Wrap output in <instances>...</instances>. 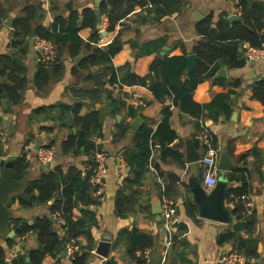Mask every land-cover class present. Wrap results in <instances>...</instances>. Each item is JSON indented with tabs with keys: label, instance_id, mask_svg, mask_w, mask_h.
<instances>
[{
	"label": "crops",
	"instance_id": "0c3cea01",
	"mask_svg": "<svg viewBox=\"0 0 264 264\" xmlns=\"http://www.w3.org/2000/svg\"><path fill=\"white\" fill-rule=\"evenodd\" d=\"M179 1L180 8L166 15L157 13L151 3L146 7L137 4L125 19L116 24L114 30H105L102 39L94 44L106 49L115 38H120L122 42L112 58L119 86L107 87L113 90V98L123 102L120 109L109 98V92L97 85V71H102V66H78L91 50L83 49L77 55L82 56L79 62L76 61L77 56L63 51L61 69L52 74L45 87L39 88L36 75L40 63L33 43L36 35L34 38L29 36L28 51L21 59L20 77L26 79L24 87L18 90L19 94L9 93L0 101V151L6 160L24 157L29 165L30 179L38 178L55 167H60L64 173L71 171L84 175L90 167L92 155L83 147L64 150V143L78 129L73 111L68 109L81 103L79 115L102 112V128L92 134L91 139L102 146L107 156L105 192L100 199L91 190L81 192L83 197L78 199L73 210L75 219L83 216V209L96 212L98 224L91 228L94 248L86 264H104L110 258L118 264H133L126 253L121 232L134 229L154 236L155 253L162 258L165 241L160 222L163 223V218L161 221L157 219L154 206L158 205V201L162 204L165 186L169 188V198L177 203L180 220L165 264H220L219 259L232 252L240 239L249 249H255L256 254L250 261L264 264V103L252 94L253 84L264 79V58L246 61L240 68L212 66L193 91L194 101L206 105L219 95L228 94L232 104L229 112L216 107L205 108L200 116L191 115L174 105V94L159 98L149 85L137 80L129 81L125 76L127 69L124 66L131 62L130 71L147 77L149 83L155 59L195 53L194 48L202 39L197 31L202 20L212 16V27L216 28L222 20L232 23L230 15L237 14L238 20L241 18L235 0ZM33 2L40 3L38 17L32 21L34 30L37 26H50L55 16L67 17L73 10L82 12L84 8L96 7V0H0V63L2 57H14L20 53L13 45L14 28L6 24L9 15H13L14 25ZM198 13L203 15L200 20L195 19L201 17ZM99 27L101 29V23ZM83 38L89 42L88 38ZM223 67L227 70L226 77L218 74ZM10 71L7 68L5 73H0V83L12 85ZM185 73L188 74L186 69ZM235 82L239 84L235 85ZM63 106L68 109L63 111ZM167 109L171 112L169 124L176 138L163 146L158 128L166 117ZM139 116L142 118L138 122L139 129L132 130L130 123ZM67 118L72 119L76 131L64 123ZM142 130L150 136L149 159L144 170L135 163L136 157L145 149L139 139ZM204 134L210 136L212 144L219 150L218 166L223 152H227L229 162L233 164L225 180L226 204L233 208L239 199L247 202L248 196L253 198V206L247 210V215L254 218L253 229L249 231L235 227L239 221L244 223L245 219H239L233 209L230 214L235 220L228 223L202 217L189 195L190 187L195 183H200L208 193L213 190L207 189L202 182L200 162L188 163L186 159L190 143L201 155L204 153L205 147L201 142ZM52 146L55 148L54 161L44 169L37 159V150ZM167 146L178 151L182 160L166 153ZM129 160H132V165ZM222 174L220 171L217 183L221 181ZM237 176L244 177L245 181ZM25 185L9 198L7 206L12 213L11 219L16 217L32 222L47 212V206L23 208L17 194L23 191ZM243 185L247 186L249 193L242 198L236 197L235 203L232 202L230 191ZM65 190L80 194L78 187L70 181L68 185H62L59 195ZM119 195L128 201L122 211L117 207ZM95 199L98 205L94 203ZM229 233H234V237L229 236L230 239L220 242L221 236ZM5 238L9 237L0 235V245ZM81 242L86 244V238H81ZM20 243L8 252L9 260L23 251V247L38 246L32 236L26 239L24 246ZM55 261L53 256L48 255L42 264H54ZM62 263L72 264V261L68 255L62 256Z\"/></svg>",
	"mask_w": 264,
	"mask_h": 264
},
{
	"label": "trees",
	"instance_id": "16d2710c",
	"mask_svg": "<svg viewBox=\"0 0 264 264\" xmlns=\"http://www.w3.org/2000/svg\"><path fill=\"white\" fill-rule=\"evenodd\" d=\"M241 11V18L238 21L230 23L228 20H222L217 27H212V16L202 20L199 23L197 31L202 35V39L194 48V52L198 55L195 68L185 73L187 66L186 55L165 57L164 59H155L151 65V79L147 82V77H140L130 71L131 62H127L124 67L127 71L125 76L129 81L137 80L144 85H149L157 97L163 98L167 94H174V105L179 106L183 111L194 116H200L205 108H218L220 111L229 112L231 101L227 94L219 95L213 102L200 105L196 103L192 97L193 91L197 85L204 79L206 73L212 66H227L229 68L243 67L247 61L246 48L244 45L248 43L253 47H260L264 41V1L260 0H235ZM155 5V11L159 14H171L177 11L181 2L179 0H103L99 5V10L87 7L82 12L73 10L67 17L55 16L50 26L35 27V35L41 39L52 41L56 47L57 59L50 63H40L39 71L36 75V84L39 88H43L48 84L52 74L59 71L62 66L63 51L69 52L72 56H77L83 49L91 50L86 60L79 63L78 66L85 67L87 65H100L102 71H97L99 88L107 90L109 98L120 109L123 102L120 99L113 98V90L107 87L116 88L119 86L117 69L112 63L113 56L119 51L121 46L120 38H115L106 49L99 48L94 44L102 39L99 24L103 14L108 17L107 31L114 30L117 23L125 19L137 4L144 7L147 4ZM40 3H31L24 12L25 15L19 17L14 25V47L19 49V54L14 57H2L0 63V73L6 72L7 68L11 69L9 83H0V101L9 93L15 92L19 94L26 79L21 75V59L26 55L29 48V38L32 32V21L38 17V8ZM170 5H172L170 7ZM170 7V8H169ZM88 38L89 42H85L84 38ZM89 62V63H88ZM88 63V64H87ZM239 82H235V85ZM252 94L255 99L264 103V79L256 81L252 86ZM14 95V94H10ZM81 103H76L72 107H62V110H72L75 124L78 127L77 132L71 135L64 143V150L68 151L72 148H84V150L92 155L90 167L84 175L81 173L68 172L64 173L60 167L52 168L41 174L35 179L29 178L28 163L24 157H18L14 160V169L17 172L18 179L27 178L28 182L23 191L17 194L18 199L23 208H33L36 205L47 206V212L41 216H37L32 222L22 218H12L10 226L15 230V237L5 238V242L0 245V264H42L44 258L48 255L53 256L56 261L54 264L62 263V253L66 250L67 242L71 239H77L80 249L75 253V258L71 259L72 264H86L94 248V237L91 228L97 225L96 212L89 208L83 209V216L75 219L73 210L77 205L78 199L82 198L81 192H95V188L91 183L93 175V167L96 162L94 159L95 151L101 150L102 146L96 144L91 136L100 132L102 128L103 114L101 111H93L87 115H79ZM69 112V111H68ZM170 110H166V117L159 125L158 131L163 146L171 143L176 138V133L169 124ZM140 145L145 147L144 151L136 157L135 163L144 170L149 159V139L150 136L144 130L139 134ZM213 141V140H212ZM215 146V145H213ZM166 153H171L176 159L182 160L181 154L166 147ZM1 153V151H0ZM2 154V153H1ZM132 165V160H129ZM239 172V171H237ZM202 173V170H201ZM240 179L244 177L237 176ZM75 184L80 194H72L64 191L59 195L62 185H68V182ZM168 186L164 187L166 196L169 194ZM230 193V200L235 201L236 197L242 198L248 194L246 185L240 188H233ZM102 195H98L100 199ZM169 197V196H168ZM14 198V197H13ZM54 199V200H53ZM52 203H49V201ZM97 204V199L94 203ZM127 199L119 195L117 198V207L123 210L127 203ZM99 203V201H98ZM235 203V202H234ZM233 203V204H234ZM98 205V204H97ZM195 208V205H193ZM233 212L239 216V219H245L244 223L240 221L235 226L237 229L251 230L254 226V218L247 215L246 202L239 199L232 208ZM65 220V224H58L55 213ZM179 225V224H178ZM178 228V227H177ZM175 235V233H174ZM34 237L38 246L36 248L23 247L18 255L8 260V252L21 241L28 237ZM230 236L234 237V233L227 236H221L220 242H224ZM121 237L125 240L127 254L133 264H152L156 260L151 259V253L155 252V238L147 232L123 230ZM81 238H86L87 243L83 244ZM174 240V239H173ZM235 249L246 256L245 264H256L250 261L251 257L256 254L255 249H249L243 239L237 240ZM145 251L150 254L147 257ZM138 253H141L140 255ZM29 258V261H27ZM104 264H118L115 259L110 258Z\"/></svg>",
	"mask_w": 264,
	"mask_h": 264
},
{
	"label": "built area",
	"instance_id": "2783aa9c",
	"mask_svg": "<svg viewBox=\"0 0 264 264\" xmlns=\"http://www.w3.org/2000/svg\"><path fill=\"white\" fill-rule=\"evenodd\" d=\"M108 27V17L106 14L102 15L101 18V30L105 31ZM101 31V32H102ZM34 48L36 50V58L39 63H50L57 59L55 44L47 39L34 38L33 39ZM246 48L247 62H252L253 60L264 58V41L260 47H253L246 43L244 45ZM201 142L205 147L204 153L201 155L200 164L202 165V182L207 189L212 190L218 182L219 178V150L213 146L211 138L209 135L204 134L201 137ZM55 157V148L52 147H41L37 150V159L40 163L51 165ZM3 155L0 153V164L3 160ZM95 166L93 167V175L91 177V183L95 188L96 195H102L106 188V177H107V156L103 149L95 151L94 154ZM253 206V198L251 196L247 197L246 207L251 210ZM162 218L164 224V241H165V252L162 258L158 261V264H165L167 261V252L172 246L174 233L177 230L178 224L180 222L179 215L177 211V203L173 199L169 198L165 194L162 197ZM54 217L57 223L65 224V220L60 216V213H55ZM80 249V245L77 239H71L67 242L66 251L70 259L75 258V253ZM139 255L141 253H138ZM150 252L145 251L144 255L149 256ZM9 260V259H8ZM220 264H245L246 258L243 253L233 250L232 252L224 255L219 259Z\"/></svg>",
	"mask_w": 264,
	"mask_h": 264
},
{
	"label": "water",
	"instance_id": "95a60500",
	"mask_svg": "<svg viewBox=\"0 0 264 264\" xmlns=\"http://www.w3.org/2000/svg\"><path fill=\"white\" fill-rule=\"evenodd\" d=\"M103 0H96L95 10H99V5ZM201 17H196V20H200L203 17L201 13H198ZM239 16L237 14H233L229 16V20L231 22L238 21ZM13 15H9V18L6 21V24L10 27L13 26ZM106 31H103L102 34H105ZM30 37H35V31L32 30ZM136 43V41H134ZM82 56H77L76 61L79 62ZM187 58V66L186 72L189 73L191 70L195 68L198 55L196 53H191L186 56ZM219 76L226 77L227 70L225 67L219 70ZM142 118L139 116L137 119L130 123L132 130L139 129V120ZM64 123L72 127L74 131L76 128L73 127V121L71 118H67ZM187 151V162L194 163L198 162L201 159V153L195 149L193 145L188 146ZM48 165L42 164L44 169L47 168ZM219 170L223 172L222 177H220V182L213 188V190L208 193L200 183L192 184L190 189V197L193 198L194 204L196 205L198 212L202 217L221 221V222H231L235 220L231 217L232 207L226 204V196H227V183H225L227 172L233 168V164L229 162V157L227 152L221 153V159L218 166ZM27 179H18L17 172L14 169V160H6L3 159L0 164V235L7 236L9 238L15 237V230L10 226L11 220V210L7 206V201L9 198L16 192L20 191L22 187L27 183ZM162 204L158 201V205L154 206V213L157 214V219L161 221V212ZM162 230L165 231L164 224L160 222ZM21 246L25 245V240L21 241ZM67 251H63L62 256L66 257ZM151 259L156 260L152 264H158V261L161 257H158L155 252L151 253ZM29 261V258H27Z\"/></svg>",
	"mask_w": 264,
	"mask_h": 264
},
{
	"label": "bare ground",
	"instance_id": "6f19581e",
	"mask_svg": "<svg viewBox=\"0 0 264 264\" xmlns=\"http://www.w3.org/2000/svg\"><path fill=\"white\" fill-rule=\"evenodd\" d=\"M253 61H255V60H253Z\"/></svg>",
	"mask_w": 264,
	"mask_h": 264
}]
</instances>
